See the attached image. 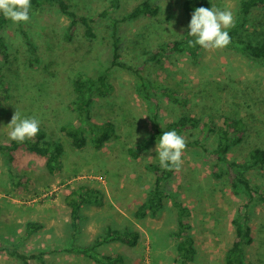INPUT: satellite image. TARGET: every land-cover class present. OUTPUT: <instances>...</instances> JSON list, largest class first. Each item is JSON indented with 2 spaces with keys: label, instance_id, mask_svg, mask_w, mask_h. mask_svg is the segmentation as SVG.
<instances>
[{
  "label": "rangeland",
  "instance_id": "obj_1",
  "mask_svg": "<svg viewBox=\"0 0 264 264\" xmlns=\"http://www.w3.org/2000/svg\"><path fill=\"white\" fill-rule=\"evenodd\" d=\"M66 1L83 15L107 12L108 16L94 25L93 40L87 39L83 27L78 26L72 40L65 41L69 20L55 8L32 11L27 21L9 20L0 32L8 45L7 61L0 57L4 85L0 90V143L9 140L7 124L16 109L36 117L39 127L50 138L59 139L64 148L53 173L48 172L44 157L25 147L14 152L12 162L0 156V264H22L10 255L11 251L35 256L27 264H95L70 251L73 243L67 197L81 186L101 192L103 205L82 207L75 245L90 243L108 225L121 229L124 221L130 220L139 232L136 247L110 242L97 252L119 254L125 264H173L174 242L169 232L175 229L170 200L174 194L190 211L196 246L192 264H224L234 238L230 221L248 196L243 189L234 191L225 177L216 179L212 175L210 152L217 144L218 130L230 120L241 122L243 138L226 155L227 161L241 163L251 150H264V64L223 47L203 49L197 59L187 54H160L158 62L138 71L159 45L185 35L183 0ZM144 1L159 8L156 17L119 21ZM206 1L209 7L231 10L234 23L240 0ZM23 33L37 50L34 66ZM243 37L254 43L264 38V8L251 14ZM114 39L119 54L116 62L125 68L111 64ZM105 70L109 71L112 91L105 98L95 99L93 122H112L116 137L101 149H94L90 141L84 148L75 149L58 132L62 124L76 120L70 107L73 82L78 75L95 78ZM139 76L155 90L175 94L176 99L151 93L155 102L146 101L139 94ZM154 114L161 126L189 116L214 132L203 148L188 146L182 151L180 167L164 186L165 209L158 216L136 220L133 213L154 180L148 165L158 164L155 143H146L153 130ZM181 135L189 144L198 137L199 130ZM144 143L146 148L136 159L127 154L129 148ZM23 177L28 182L18 190L14 179ZM245 177L264 190V167L246 172ZM249 210L254 240L245 255L251 264H264V204L255 197ZM29 222L39 223L42 228L28 236Z\"/></svg>",
  "mask_w": 264,
  "mask_h": 264
},
{
  "label": "trees",
  "instance_id": "obj_2",
  "mask_svg": "<svg viewBox=\"0 0 264 264\" xmlns=\"http://www.w3.org/2000/svg\"><path fill=\"white\" fill-rule=\"evenodd\" d=\"M30 3V12L44 8H55L57 12L69 20L64 35V39L67 42L72 40L78 26L83 27V33L87 39L93 40L95 38L94 25L98 24L102 18L108 16L105 11L97 15H83L74 10L66 0H30ZM197 7H209V3L206 0H183L182 8L187 24L192 10ZM259 8H264V0H240L236 19L228 30L231 40L225 47L239 52L249 60L264 64V38L254 43L243 37L249 25L251 14ZM158 12L159 8L157 6L144 1L136 5L119 21L136 20L142 17L151 19L156 17ZM9 20L0 15V32L7 26ZM23 36L26 38V43L31 50L32 56H34L31 62V65L34 66L37 63V50L31 41L27 39L26 35L24 34ZM188 39L190 37L187 36L186 30L185 35L180 40H170L159 45L152 54L147 55L148 58L144 60L141 65L142 67L138 71L142 70L149 63L158 62L160 54H187L190 58L197 59L203 48L188 46ZM112 47V66L125 68V66L116 62L119 58L117 39H114ZM0 57L4 62L8 59V45L1 35ZM108 72V70H105L95 78L81 74L73 82L74 100L70 103V107L75 113L76 120L73 123L62 124L58 132L61 136L69 139L72 147L75 149L84 148L89 141L94 149H101L106 143L116 137V127L112 122H93L94 116L92 110L95 99L105 98L112 91ZM139 78V94L146 101L155 102L151 93L163 95L168 99H176L175 94L166 90H155L151 83L145 82L140 76ZM3 87L4 85L0 78V90ZM151 119L153 130L146 139V143H155L156 137L160 132L166 130L175 129L181 135L182 133L198 129V137L189 144H186V147L199 146L203 148L209 134L214 132L212 128L200 125L198 120L189 116H181L176 121L166 123L163 126L159 124L156 114ZM241 129V122L234 120L227 121L224 127L218 130L217 144L210 152V156L213 159L211 165L212 175L216 179L225 177L234 191L243 189L248 196L246 203L237 208L234 217L230 221L234 229V238L225 253L224 264H251L245 255L246 249L254 240L250 226L251 214L249 208L255 197L257 202L264 204V190L259 186L252 185L245 177L246 172L264 167V150L259 148L251 150L246 159L241 163L229 162L226 159V155L231 149L242 141L243 132ZM146 143L129 148L127 154L136 159L145 150ZM21 147H25L29 152L44 157L49 173H53L58 169L59 161L64 153L61 141L50 138L47 131L40 127L39 132L34 137L26 139L23 142L8 140L6 143H0V156H4L9 162H12L14 160V152ZM148 169L153 174L154 180L145 199L136 207L133 213V217L136 220H142L148 215L158 216L165 209L166 192L164 186L165 183L170 181L175 171V169L164 170L157 163L148 165ZM27 182L28 179L26 177L15 178L14 186L18 190H23ZM67 199V205L70 209L71 242L73 243L70 249L71 253L81 255L95 264H125L124 258L121 255L101 254L97 252V249L103 244L110 242H119L129 248L136 247L139 240V232L134 227L133 222L125 220L121 229L108 225L104 229L103 234L90 243L83 246L75 245L76 236L81 228L82 207L84 205L102 206L103 194L88 186H81L77 193L74 192ZM170 200L175 211V229L169 232V237L174 242L173 264H192L196 256V246L192 235V226L189 222L190 211L180 197L172 194ZM41 228V224L29 222L26 225V234L30 236ZM10 255L20 260L22 264H27L28 259L35 257L20 254L17 251H11Z\"/></svg>",
  "mask_w": 264,
  "mask_h": 264
},
{
  "label": "clouds",
  "instance_id": "obj_3",
  "mask_svg": "<svg viewBox=\"0 0 264 264\" xmlns=\"http://www.w3.org/2000/svg\"><path fill=\"white\" fill-rule=\"evenodd\" d=\"M31 10L30 0H0V15L12 22L27 21ZM233 24L231 10L216 7H197L190 14L187 24L188 46L203 49H218L227 46L231 37L228 30ZM184 36V35H183ZM40 121L34 116H26L14 111L7 124L8 139L23 142L34 137L40 130ZM186 143L175 129L160 132L156 137L154 151L160 168L178 169L182 163L181 155Z\"/></svg>",
  "mask_w": 264,
  "mask_h": 264
}]
</instances>
